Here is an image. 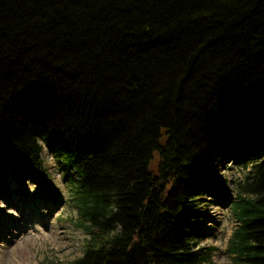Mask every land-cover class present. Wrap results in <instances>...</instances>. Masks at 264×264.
Instances as JSON below:
<instances>
[{"label":"trees","instance_id":"trees-1","mask_svg":"<svg viewBox=\"0 0 264 264\" xmlns=\"http://www.w3.org/2000/svg\"><path fill=\"white\" fill-rule=\"evenodd\" d=\"M56 147L87 237L44 264H211L201 204L234 152L227 251L264 264V0H0V168Z\"/></svg>","mask_w":264,"mask_h":264},{"label":"rangeland","instance_id":"rangeland-1","mask_svg":"<svg viewBox=\"0 0 264 264\" xmlns=\"http://www.w3.org/2000/svg\"><path fill=\"white\" fill-rule=\"evenodd\" d=\"M59 148L53 151L45 149L43 152L45 172H18L11 166L0 168V223L4 221L5 227L14 221L7 218L14 211L12 204L22 205L21 199L28 197L29 211L34 212L35 208V217L29 214L20 223L17 220L14 223L26 228L35 221L42 227L40 231L33 232L34 236H28V248L24 247L25 253L21 257L24 260L20 259L17 264H44L53 258L72 261L82 255L87 236L76 224L79 215L72 187L77 176L75 170L58 156ZM251 163V155L237 152L224 155L219 167L224 188L217 197L206 196L201 204L198 225L202 229V236L198 248L208 254L211 264H231L227 251L228 239L237 225L232 209L246 176L252 173ZM50 198H54V201L49 204L47 199ZM211 211H214V215H210L213 213ZM0 232L1 249V245L11 243L13 234L4 229ZM0 264L6 263L0 261Z\"/></svg>","mask_w":264,"mask_h":264},{"label":"bare ground","instance_id":"bare-ground-1","mask_svg":"<svg viewBox=\"0 0 264 264\" xmlns=\"http://www.w3.org/2000/svg\"><path fill=\"white\" fill-rule=\"evenodd\" d=\"M48 203L50 204L51 202L54 201V198H50L47 199ZM22 205H13L14 206V211L12 213H9L7 218L12 220L14 219V221L16 222V220L18 221V223H20V221H23L24 217H27L29 214H31L33 217H35L34 213H36V209L34 208V212H30V205H29V199L27 198H22L21 199ZM20 209H23L22 211H20ZM213 213H210V215H214V211H211ZM1 213V211H0ZM32 219H36V218H32ZM14 221H12L10 224H6V226L4 227L3 224L5 223L4 221L0 223V231L1 229L4 230H8L12 235V241L10 244L7 245H1V249H0V258H2L0 261L6 264H17L19 263L20 259L24 260L23 257L25 250V248H28L27 243H28V236L30 235V237L34 236L35 231H40L42 229L41 225L38 224L37 222L33 221L30 222V227H28L26 225V228H22L19 224L17 225V223H14ZM17 231V232H16ZM17 233V234H15ZM0 239H2V235L0 232ZM9 252V254H8ZM7 255V258L5 260V256Z\"/></svg>","mask_w":264,"mask_h":264}]
</instances>
